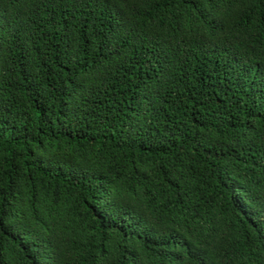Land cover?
<instances>
[{
    "label": "trees",
    "instance_id": "trees-1",
    "mask_svg": "<svg viewBox=\"0 0 264 264\" xmlns=\"http://www.w3.org/2000/svg\"><path fill=\"white\" fill-rule=\"evenodd\" d=\"M0 264H264V0H0Z\"/></svg>",
    "mask_w": 264,
    "mask_h": 264
}]
</instances>
